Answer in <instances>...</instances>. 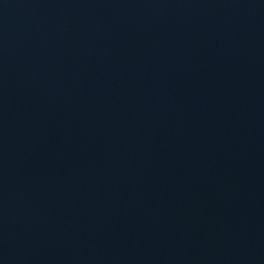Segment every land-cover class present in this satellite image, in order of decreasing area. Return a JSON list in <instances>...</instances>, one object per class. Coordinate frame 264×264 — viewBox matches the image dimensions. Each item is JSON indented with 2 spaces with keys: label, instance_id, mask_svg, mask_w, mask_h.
Returning <instances> with one entry per match:
<instances>
[{
  "label": "water",
  "instance_id": "obj_1",
  "mask_svg": "<svg viewBox=\"0 0 264 264\" xmlns=\"http://www.w3.org/2000/svg\"><path fill=\"white\" fill-rule=\"evenodd\" d=\"M0 264H264V0H0Z\"/></svg>",
  "mask_w": 264,
  "mask_h": 264
}]
</instances>
